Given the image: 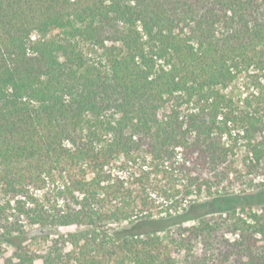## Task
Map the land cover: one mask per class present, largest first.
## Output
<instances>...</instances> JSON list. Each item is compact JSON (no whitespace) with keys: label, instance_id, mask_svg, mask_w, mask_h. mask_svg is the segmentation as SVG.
Returning <instances> with one entry per match:
<instances>
[{"label":"trees","instance_id":"1","mask_svg":"<svg viewBox=\"0 0 264 264\" xmlns=\"http://www.w3.org/2000/svg\"><path fill=\"white\" fill-rule=\"evenodd\" d=\"M0 264H264V0H0Z\"/></svg>","mask_w":264,"mask_h":264}]
</instances>
